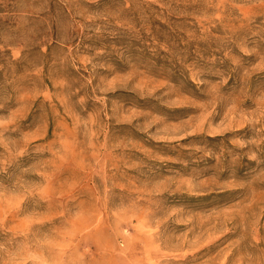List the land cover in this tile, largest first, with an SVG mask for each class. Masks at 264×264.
Returning <instances> with one entry per match:
<instances>
[{
  "label": "rangeland",
  "instance_id": "rangeland-1",
  "mask_svg": "<svg viewBox=\"0 0 264 264\" xmlns=\"http://www.w3.org/2000/svg\"><path fill=\"white\" fill-rule=\"evenodd\" d=\"M0 264H264V0H0Z\"/></svg>",
  "mask_w": 264,
  "mask_h": 264
}]
</instances>
